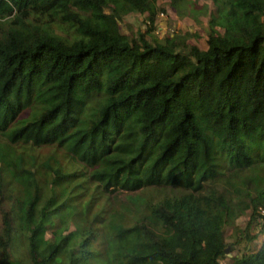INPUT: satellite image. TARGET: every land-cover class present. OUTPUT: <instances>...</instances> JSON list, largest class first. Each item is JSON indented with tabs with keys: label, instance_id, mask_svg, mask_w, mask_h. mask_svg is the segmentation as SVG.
Segmentation results:
<instances>
[{
	"label": "trees",
	"instance_id": "16d2710c",
	"mask_svg": "<svg viewBox=\"0 0 264 264\" xmlns=\"http://www.w3.org/2000/svg\"><path fill=\"white\" fill-rule=\"evenodd\" d=\"M185 1L0 0V264H264V0Z\"/></svg>",
	"mask_w": 264,
	"mask_h": 264
},
{
	"label": "rangeland",
	"instance_id": "374dc122",
	"mask_svg": "<svg viewBox=\"0 0 264 264\" xmlns=\"http://www.w3.org/2000/svg\"><path fill=\"white\" fill-rule=\"evenodd\" d=\"M187 1V2H186ZM185 5L188 4V2L193 1L197 8H203L204 1L202 0H186ZM166 8V12H161L159 16L157 17L156 25H157V33L160 35V37L170 36L175 31H182L186 35H190L192 38L191 41L194 43H197L201 48H206V45L204 43V36L203 30L204 25L207 23V19L205 16H202L203 24H198L193 18H191L189 15H185L184 13H179L176 8H174L171 4L165 3L164 4ZM200 16V15H198ZM126 21L134 24L135 26L142 25V23L145 21V18L143 16H137V15H131L126 17ZM125 26V25H124ZM125 30L128 32V29L124 27ZM128 193L124 192L123 195L126 196ZM129 195V194H128ZM249 217L243 216L240 217L237 220V226L242 230L243 227L247 224ZM232 233L233 231H227L226 235L228 236V242L231 240L229 238V233ZM230 233V234H231ZM262 236L259 240L255 241L252 245V248L257 250L259 248V244L261 242ZM243 248V246H242ZM228 258L225 259L222 264H229L230 258H232L233 255H235L237 252L233 251L230 246H228ZM242 252V251H241Z\"/></svg>",
	"mask_w": 264,
	"mask_h": 264
},
{
	"label": "water",
	"instance_id": "95a60500",
	"mask_svg": "<svg viewBox=\"0 0 264 264\" xmlns=\"http://www.w3.org/2000/svg\"><path fill=\"white\" fill-rule=\"evenodd\" d=\"M228 251H229V249L227 248V249H226V252H228Z\"/></svg>",
	"mask_w": 264,
	"mask_h": 264
}]
</instances>
